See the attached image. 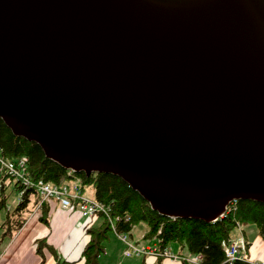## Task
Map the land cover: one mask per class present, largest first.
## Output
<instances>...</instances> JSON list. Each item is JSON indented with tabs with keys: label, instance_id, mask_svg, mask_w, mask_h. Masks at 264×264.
Returning <instances> with one entry per match:
<instances>
[{
	"label": "water",
	"instance_id": "95a60500",
	"mask_svg": "<svg viewBox=\"0 0 264 264\" xmlns=\"http://www.w3.org/2000/svg\"><path fill=\"white\" fill-rule=\"evenodd\" d=\"M0 118L170 218L264 203V0H0Z\"/></svg>",
	"mask_w": 264,
	"mask_h": 264
},
{
	"label": "trees",
	"instance_id": "16d2710c",
	"mask_svg": "<svg viewBox=\"0 0 264 264\" xmlns=\"http://www.w3.org/2000/svg\"><path fill=\"white\" fill-rule=\"evenodd\" d=\"M0 154L13 162L26 157L27 170L34 181L43 180L53 186L71 185L73 183L70 182L73 181L77 183L82 195H85L87 188H93L94 200L110 209L109 217L98 213L96 217L100 222L88 227L86 232L88 243L82 252L80 264H99L100 257L106 251L111 231L115 229L120 238L121 234H131L134 227L140 223L147 226L144 238L155 239L161 250L177 244L180 248H186L191 255H202V264H253L248 261L228 263L225 260L223 244L231 242L234 239L232 232L242 226L255 225L264 240V203L235 200L228 204L219 219L211 222L194 218H170L153 209L148 200L118 175L111 173L88 175L85 172H73L64 168L49 159L39 144L15 135L1 118ZM15 186L20 192V200L2 226L10 232L11 229L17 232L22 228L40 201L37 189L26 188L17 182ZM4 191L3 188L0 208L5 206ZM47 203L46 201L41 206L43 213L41 220L46 222L49 211ZM31 206L32 210H29ZM110 220L115 224L114 228ZM121 241L125 244L122 239ZM45 245L44 240L38 242L37 252L41 256ZM126 247L125 244V249ZM42 259L41 264L44 263V258ZM181 261L183 264H190L185 259Z\"/></svg>",
	"mask_w": 264,
	"mask_h": 264
},
{
	"label": "crops",
	"instance_id": "0c3cea01",
	"mask_svg": "<svg viewBox=\"0 0 264 264\" xmlns=\"http://www.w3.org/2000/svg\"><path fill=\"white\" fill-rule=\"evenodd\" d=\"M12 182L10 178L0 175V190L10 188ZM15 189H17L16 186ZM19 198L20 192L18 199L16 197L15 201L18 202ZM13 206L9 205L8 217ZM47 207L49 210L47 222L41 220L42 209L38 210L36 206L27 217L22 228L17 232L11 229V234L8 229L0 228V234L6 241L5 245L0 247L3 249H1L2 251L0 250V264H41L43 261L42 257L44 258L43 264H80L82 252L88 243L87 229L94 224H98L100 222L99 218H85L79 211L62 209L54 201L48 202ZM0 224L3 223L0 221ZM251 226L246 225L244 227L249 229ZM145 233L146 231L143 232L142 238H144ZM242 236L246 238L249 244L248 259L253 262H264V240L258 236L251 242L249 230L246 231L244 229L241 230V235L238 238ZM113 237L115 236L110 237L109 242L107 241L105 255L100 257L99 264H183L181 260L157 258L149 255L126 257L123 254L125 244L119 237ZM130 238L134 244L142 247L155 248L157 246L156 240L153 245H143L132 237V233ZM41 240H44L46 244L42 249V256L37 252V245ZM173 246V248L170 246L169 250L174 254L185 258L190 256L186 248H180L177 251V247Z\"/></svg>",
	"mask_w": 264,
	"mask_h": 264
},
{
	"label": "built area",
	"instance_id": "2783aa9c",
	"mask_svg": "<svg viewBox=\"0 0 264 264\" xmlns=\"http://www.w3.org/2000/svg\"><path fill=\"white\" fill-rule=\"evenodd\" d=\"M28 159L22 157L17 162H13L9 159L4 158L0 154V175L10 178L15 183L26 188H35L40 194V201L37 204V209H41L44 202L54 201L59 204L62 209L77 210L85 218L96 217L98 213H103L109 217L110 209L104 207L102 204L94 199H89L85 195L79 192V188L76 182L71 185L53 186L45 183L43 180L34 181L30 178L27 170ZM20 200V199H19ZM113 228L115 224L112 220ZM115 231V229H114ZM116 232V231H115ZM118 234V233H117ZM120 238L125 242L126 249L124 251L125 256H142L149 255L155 257L168 258L172 260L185 259L190 264H202V255H191L189 257H182L174 254L169 249L161 250L158 246L153 247H142L134 244L126 235L121 234ZM224 254L225 260L228 263L235 261H248L253 264H264V262L250 261L247 257L248 243L242 236L238 239H233L229 243H224Z\"/></svg>",
	"mask_w": 264,
	"mask_h": 264
},
{
	"label": "rangeland",
	"instance_id": "374dc122",
	"mask_svg": "<svg viewBox=\"0 0 264 264\" xmlns=\"http://www.w3.org/2000/svg\"><path fill=\"white\" fill-rule=\"evenodd\" d=\"M70 183H74L73 181L72 182H70ZM3 192L0 190V199H1V194H2ZM4 194H5V197H6V200H5V206H2L1 208H0V221H1V223H3L4 224V222H5V219L8 217V208H9V205H14L13 206V208H12V210H11V213L16 209V207H17V205H18V203H19V201L17 202V201H15V198L17 197V199H18V194H19V192H18V190L17 189H15V182L13 181L12 182V184H11V187L10 188H8V189H6L5 191H4ZM85 196L87 197V198H89V199H94L95 198V193H94V189L93 188H87L86 190H85ZM15 201V202H14ZM233 202V201H232ZM13 203H15V204H13ZM231 203V202H230ZM228 206V205H227ZM29 210H32V206L31 207H29ZM3 224H0V228L3 226ZM249 226V225H248ZM251 228V229H250ZM249 229H247L246 227H242V228H237V229H235L233 232H232V236L233 237H235V238H238L240 235H241V230L242 229H244V230H249V233H250V237H251V242L253 241V239L255 238V237H261V235H260V233H259V231H258V228L255 226V225H252L251 227H250ZM144 231H147V226L144 224V223H140V224H138L137 226H135L134 227V229H133V231L131 232L132 233V237L135 239V240H137V241H139L141 244H143V245H145V244H151V245H153L154 244V242H155V239H153V238H149V239H145V238H142V235H143V232ZM253 233H254V235H253ZM1 235V234H0ZM123 235H126L130 240H131V238H130V234L129 233H124ZM112 236H117V237H119V235H117V233L115 232V231H111V233H110V237H112ZM115 237H113V238H115ZM262 238V237H261ZM132 241V240H131ZM109 242V241H108ZM108 242H107V244H108ZM5 243H6V241H5V239H4V237L1 235L0 236V247H3L4 245H5ZM173 245H175V247H177V251H178V249H180V246L179 245H177V244H172L171 245V247L173 248L174 246ZM2 248H0V250H1ZM3 250V249H2ZM1 250V251H2ZM124 254V253H123ZM105 255V253L103 254V256ZM111 257V256H110ZM133 257H136V256H133Z\"/></svg>",
	"mask_w": 264,
	"mask_h": 264
}]
</instances>
